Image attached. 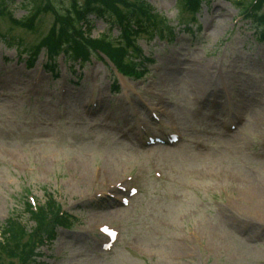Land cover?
Segmentation results:
<instances>
[{
    "label": "rangeland",
    "instance_id": "obj_1",
    "mask_svg": "<svg viewBox=\"0 0 264 264\" xmlns=\"http://www.w3.org/2000/svg\"><path fill=\"white\" fill-rule=\"evenodd\" d=\"M69 1L51 0L58 11ZM145 1L173 36L132 40L129 53L140 55L130 56L144 66L137 77L121 76L99 53L85 63L56 55L54 77L41 69L44 48L26 69L27 49L53 16L18 25L46 0L8 1L0 15V228L14 217L32 234L27 204L36 211L55 200L53 215L72 220L36 249L39 264H264V205L253 198H264V41L240 15L250 0ZM92 19L91 36L109 33L121 46L117 29ZM195 68L219 79L204 94Z\"/></svg>",
    "mask_w": 264,
    "mask_h": 264
},
{
    "label": "trees",
    "instance_id": "obj_2",
    "mask_svg": "<svg viewBox=\"0 0 264 264\" xmlns=\"http://www.w3.org/2000/svg\"><path fill=\"white\" fill-rule=\"evenodd\" d=\"M2 1L4 0H0V15L3 14ZM197 3L199 0H181L183 7H196ZM32 10L28 21L21 25L32 28L37 16L49 11L41 3L34 6ZM241 10H246V5H243ZM52 12L54 13L53 23L47 35L34 46L33 50L39 51L42 46H45L51 57L64 51L65 56L79 61H85L92 53L101 52L119 69L127 73H137L140 69L139 64L135 58L130 57L131 53L128 51V47L133 44L132 40L140 33L153 31L160 34L163 28L161 24H149V21L154 18L151 15L152 7L145 0H70L67 8L62 11L52 8ZM90 15L104 19L109 24H116L119 29L116 38L122 41L121 46L112 44L113 39L107 33L98 38L90 37L93 28ZM249 17L253 21L259 38L264 40V0H256L250 8ZM167 29L169 36H172L173 29L168 27ZM131 50H134L133 53L138 54L137 57H139L138 48L132 47ZM53 205L54 202L51 201L45 207H40L38 212H33L28 204L26 206L35 224V232L49 238L52 237L53 228L55 229L56 225L61 223V219L55 218L51 212ZM34 255L29 232L19 220L14 217L7 218L3 227L0 228V264H35L31 261Z\"/></svg>",
    "mask_w": 264,
    "mask_h": 264
},
{
    "label": "bare ground",
    "instance_id": "obj_3",
    "mask_svg": "<svg viewBox=\"0 0 264 264\" xmlns=\"http://www.w3.org/2000/svg\"><path fill=\"white\" fill-rule=\"evenodd\" d=\"M215 11L218 12V14H220V12H222L221 15H224V9L221 6L220 7L216 6ZM169 69H171L170 66L164 68L162 71L164 73V72H166ZM162 74H161L160 80L162 78L167 79L165 76H162ZM191 79L193 80L195 90L198 91V92H200L201 94H204L205 92L210 91V89L208 88V86L211 83V81L212 82H216V81L219 80V79H214L213 77H211V79L209 81V79H207V76L204 75L203 71L200 70V69H196V68L195 69H192ZM21 84H22V82H21ZM219 98H223V96H221ZM73 101H75V102H81L82 101V98L81 99H74ZM218 103L220 104L221 101L218 100ZM225 134H227V133H225ZM253 198H255L256 200H259L264 205V198L263 197L262 198H259V196L254 195ZM262 211L264 212L263 209H262Z\"/></svg>",
    "mask_w": 264,
    "mask_h": 264
}]
</instances>
